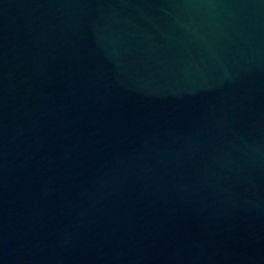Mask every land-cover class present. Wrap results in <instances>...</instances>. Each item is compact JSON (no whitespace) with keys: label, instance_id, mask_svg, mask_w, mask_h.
<instances>
[{"label":"water","instance_id":"water-1","mask_svg":"<svg viewBox=\"0 0 264 264\" xmlns=\"http://www.w3.org/2000/svg\"><path fill=\"white\" fill-rule=\"evenodd\" d=\"M0 264H264V0H0Z\"/></svg>","mask_w":264,"mask_h":264}]
</instances>
